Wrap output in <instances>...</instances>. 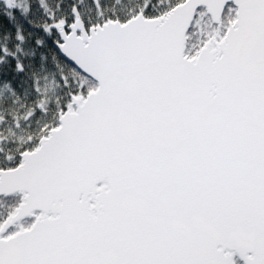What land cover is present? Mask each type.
Returning <instances> with one entry per match:
<instances>
[{
  "label": "snow or ice",
  "instance_id": "1",
  "mask_svg": "<svg viewBox=\"0 0 264 264\" xmlns=\"http://www.w3.org/2000/svg\"><path fill=\"white\" fill-rule=\"evenodd\" d=\"M0 264H264V0H0Z\"/></svg>",
  "mask_w": 264,
  "mask_h": 264
}]
</instances>
